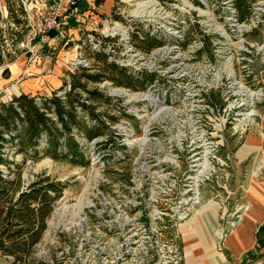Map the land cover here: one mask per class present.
I'll list each match as a JSON object with an SVG mask.
<instances>
[{"label":"rangeland","instance_id":"1","mask_svg":"<svg viewBox=\"0 0 264 264\" xmlns=\"http://www.w3.org/2000/svg\"><path fill=\"white\" fill-rule=\"evenodd\" d=\"M78 2L88 15L69 21L66 44L30 42V31L21 43L5 40L7 52L20 54L0 66V100L21 91L38 96L51 91L61 94L69 88L70 73L79 74L81 69L89 74L108 73L100 60L103 54H97L84 36L86 30H100L116 22L126 29L135 50L142 51L136 47L134 35L141 37L148 32L162 41L157 55L144 56L142 73L153 78L158 66V100L171 99L174 114L166 119L165 134L158 133V167L152 158L146 168L141 157H154V140L148 145L149 152L139 153L137 145H129L131 138L122 128L123 122H128L140 135L145 116L137 99L140 95H113L108 87L121 85L104 77L98 82L87 81L86 88L103 94L85 102L103 120L106 132L97 135L96 141L73 137L86 163L41 157L26 159L21 166L22 185L42 173L65 184L32 259L24 264H181L177 231L192 213L215 205L223 240L248 209L241 199L250 158H238V152L247 133L262 132L264 15L260 9L264 0H253L247 23L235 20L229 0H110L101 6L92 0ZM0 11L5 17V0H0ZM5 26L15 29L12 23H0V27ZM203 41L209 51L200 53ZM122 44L113 40L115 54L108 53L106 62L119 66L114 60L125 57L120 55ZM4 66L7 77L1 75ZM149 82L143 88L129 89L142 91ZM239 86L241 96L235 97ZM200 88H208L211 107L201 105L193 96ZM152 93H157V87ZM81 94L85 98V93ZM248 94L253 95L251 105H245L251 97ZM132 106L138 109L137 120L128 112ZM249 111L251 114H245ZM77 114L86 125L94 122L82 109L77 108ZM189 120H199L195 126L204 132V146L191 149L184 138L178 148L169 149L162 136L173 137L175 132L186 137ZM197 150L200 154L206 150L204 160L198 159ZM12 159L21 160L20 155ZM263 224L255 232L253 249L236 264H264V231L259 230ZM257 240L262 242L259 248ZM0 264H11V259L0 258Z\"/></svg>","mask_w":264,"mask_h":264},{"label":"trees","instance_id":"2","mask_svg":"<svg viewBox=\"0 0 264 264\" xmlns=\"http://www.w3.org/2000/svg\"><path fill=\"white\" fill-rule=\"evenodd\" d=\"M102 1L95 0V4ZM229 2L235 20L247 23L252 14L253 0ZM5 10V17L0 11V23H12L15 29L0 27V66L12 62L20 54L7 52L5 40L21 43L23 35L30 30L22 0H5ZM201 37L204 40L203 34ZM134 38L136 47L143 52H149L162 44L160 39L148 32H144L141 37L134 35ZM31 41L35 42V38ZM206 50L209 51L207 43L203 41L198 52ZM95 52L103 54L100 60L108 73L89 74L81 69L79 74L70 73L69 88L61 94L51 91L49 95L38 96L21 91L8 100H0V258L11 259V264H24L32 259L34 248L46 231L47 219L65 185L43 173L34 174L27 184L22 185L21 166L25 160L49 157L84 165L86 162L71 133L75 130L87 139H92L106 132L103 120L85 102V99L102 97L103 94L95 88H86V82H98L104 77L122 87L143 88L144 83L152 79V74L137 75L112 62H106L108 53L103 49ZM1 75L8 76L6 66L2 68ZM81 93H85V98H82ZM77 108L84 110L94 122L84 124L77 114ZM14 155H20L21 160L15 162L12 159ZM259 230L264 231V224ZM261 243V240H257L258 248Z\"/></svg>","mask_w":264,"mask_h":264},{"label":"built area","instance_id":"3","mask_svg":"<svg viewBox=\"0 0 264 264\" xmlns=\"http://www.w3.org/2000/svg\"><path fill=\"white\" fill-rule=\"evenodd\" d=\"M22 3L26 12L28 24L30 26L29 31L31 35L29 37V41L32 38H35L34 43H40L42 45H47L52 40L66 44L69 37L66 25L69 23L72 16L77 17V12L75 11V8L78 3V0H48L46 3H38L37 1H34L30 4H25L22 1ZM231 11L234 15V10L232 9ZM260 11L264 15V7L261 8ZM262 20L264 21V18ZM116 25L121 26L120 24L113 22V24H108L100 30H86L84 41L91 42L93 48L96 51L103 49L107 53H111V55L115 54V51L112 46L113 40L122 41L123 51L119 53L120 55H123L125 57L115 59L114 62L117 63L119 66L126 68V70H128V68H132L128 71L140 75L144 69L142 66L144 56L146 54L152 56L157 55L158 46L152 48L149 52L135 50V48L129 43V38L126 29L121 26L123 30H118L116 28ZM84 41L82 40L80 43H84ZM102 44H104L103 48L101 47ZM138 60L140 62H137ZM80 61L81 60L77 59V64H79ZM155 73L156 74L154 75V77L142 91L131 90L122 86H109L108 90L113 95H117L118 93L123 96H127L128 94H130L131 96L140 95V97L137 99L141 102V106L143 108V111L145 112L144 119L142 120L141 126H139L140 135H136L133 125L129 124L128 122H123L122 128L126 130L127 136L131 138V142H129V145H137L139 153L149 152L150 146L148 145L151 143V140H154L155 147H153L152 151L154 157L150 155L145 156V154H142L143 158L141 157V163L146 166V163H151L152 158H154V161L157 163L158 167V133H160V135L165 134L163 128L166 124V119H169L168 115L174 114V112L172 110V104H170L172 102L171 99L163 98L161 100H158V66L155 69ZM107 83L111 85L110 82ZM155 87H157V93L153 94L152 91ZM241 93L242 87L239 86V88L233 93V95H235V97H239L241 96ZM250 93L252 94L253 92ZM193 96L200 99L202 103L201 105H205L206 107L212 106L210 103V92L208 91V88H200L198 90V93H194ZM252 96L253 95H251V97L247 96L248 99L245 100V105H251L253 103ZM227 97L228 96L226 95L225 99ZM236 104H234L235 107L239 106L240 104H243V102L238 103V105ZM222 108H224V106ZM137 110L138 109H136L135 106H132L128 109V112L131 113L133 117H135V120L140 118L139 114L137 113ZM251 112L252 111L245 112V114H251ZM196 121L189 120L187 122L189 132L186 137L184 135L180 137L177 135L180 133L175 132L173 137L171 135H169V137L162 136L166 139L165 142L168 148H178L184 138H188L186 146L191 149H200V147L204 146V132L201 128L199 130H196ZM73 132L71 133L73 137L76 138L77 136L79 139L83 141L85 140L84 136L81 133L74 134ZM93 139L94 141H96L95 137ZM129 145L126 146L130 147ZM205 151L206 150L202 151L201 154L198 150L197 152H195L198 153V159L201 157L204 160ZM166 160L168 161L170 159ZM156 188L158 189V184L156 185ZM153 193L158 195V192L155 190Z\"/></svg>","mask_w":264,"mask_h":264},{"label":"crops","instance_id":"4","mask_svg":"<svg viewBox=\"0 0 264 264\" xmlns=\"http://www.w3.org/2000/svg\"><path fill=\"white\" fill-rule=\"evenodd\" d=\"M92 1L95 4V0ZM102 3L107 5L111 2L103 0L96 6H101ZM79 5L80 2L75 8L77 14L79 13L77 16H87L88 11L82 12L85 7ZM72 18L78 20L75 16ZM12 71L10 68V72ZM248 156L250 166L247 168L241 199L242 203L248 206L247 211L223 240H220L223 226L219 223L218 208L215 205L192 213L177 231L181 246V264H236L246 252L253 249L255 232L264 222V115L262 132H249L243 138L238 158ZM261 251L264 252V246Z\"/></svg>","mask_w":264,"mask_h":264},{"label":"bare ground","instance_id":"5","mask_svg":"<svg viewBox=\"0 0 264 264\" xmlns=\"http://www.w3.org/2000/svg\"><path fill=\"white\" fill-rule=\"evenodd\" d=\"M116 28H117L118 30H121V31L123 30V29H122V27H121V26H119V25H117V27H116ZM250 95H251V94H248V96H250ZM206 156H207V155H206Z\"/></svg>","mask_w":264,"mask_h":264}]
</instances>
